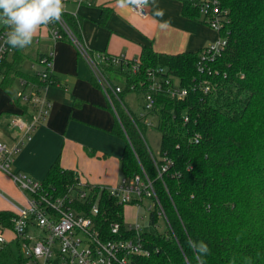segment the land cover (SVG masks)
Listing matches in <instances>:
<instances>
[{"label":"trees","instance_id":"16d2710c","mask_svg":"<svg viewBox=\"0 0 264 264\" xmlns=\"http://www.w3.org/2000/svg\"><path fill=\"white\" fill-rule=\"evenodd\" d=\"M182 2L184 15L200 19L192 0ZM225 3L228 44L213 60L200 63L202 49L169 53L144 44L137 72L125 64H102L109 78L110 72H117L125 79L119 97L113 95L118 115L111 129L126 142L122 173L131 177L147 172L167 219L166 232H142L150 254L139 256L138 264H185V260L196 264L189 239L207 244L205 264H264V0ZM63 17L82 40L80 18L65 11ZM47 52L41 51L38 60ZM24 59L22 49H15L2 62L4 87L16 75L41 83L38 74L21 71ZM157 66L166 67L190 90L185 98L157 92L154 108L142 116L125 98L129 92H146L147 69ZM148 114L158 118L162 132L160 158L153 155L143 133ZM163 157L173 161L166 170ZM75 172L58 158L42 181L64 192ZM98 193V220L105 235L115 221L125 230V204L100 186H95L90 204ZM14 216L13 210H0V227H11ZM158 217L156 210L151 212L153 223ZM134 234L130 230L124 235ZM15 260L12 248L0 251V264Z\"/></svg>","mask_w":264,"mask_h":264},{"label":"crops","instance_id":"0c3cea01","mask_svg":"<svg viewBox=\"0 0 264 264\" xmlns=\"http://www.w3.org/2000/svg\"><path fill=\"white\" fill-rule=\"evenodd\" d=\"M158 2L165 10L164 19L170 20L167 29H160L159 18L151 6L149 15L142 17L131 9L116 7V0L63 3L65 12L80 18L82 41L94 55H124L132 59L140 57L144 44L169 53L198 51L207 46L213 28L200 19L184 15L182 0ZM35 43L37 49H22L25 57L33 55L34 63H39L41 51L54 52L56 82L46 91L52 107L47 119L21 145L12 170L43 180L59 158L64 168L77 171L90 184L100 187L118 184L123 176L121 157L126 142L111 132L116 115L100 83L94 80L88 61L73 42L65 39L54 42L50 25L38 30ZM0 73L3 78V71ZM0 86L7 90L1 83ZM14 117L29 120L26 105L19 97L0 92V140L9 146L15 145L21 136L11 125ZM27 200V192L0 168V210H14L26 205Z\"/></svg>","mask_w":264,"mask_h":264},{"label":"built area","instance_id":"2783aa9c","mask_svg":"<svg viewBox=\"0 0 264 264\" xmlns=\"http://www.w3.org/2000/svg\"><path fill=\"white\" fill-rule=\"evenodd\" d=\"M192 1L199 9L200 20L220 34L216 41L202 48L200 61L202 63V60H213L227 47L225 24L228 6L225 0ZM134 12L142 17L149 15L148 8L142 12ZM7 30L4 27L0 31V45L3 44ZM50 33L54 42L70 39L76 44L80 54L88 61L114 113L118 115L113 95L119 97L123 85L113 82L102 69V64L114 63L116 66L125 64L130 66L133 72H137L141 66L139 58L129 59L124 55L110 56L104 53L94 55L68 25L63 15L58 23L50 24ZM14 51L15 49L6 47V50L0 53V66ZM53 55V50H49L38 60L44 66L37 73L41 83L21 78L24 90L19 99L27 107L29 120L21 117L12 118L11 125L21 134L18 142L9 146L0 140V168L7 171L14 182L28 194L27 204L13 210L15 216L12 226L0 227V251L6 247L12 248L16 260L9 264H138L139 256L150 254L142 236L145 230L138 223H126L123 230L122 224L115 221L111 223L109 234L105 235L98 220L101 194L98 193L90 204L95 185L85 181L77 171L75 180L67 184L64 192H59L56 187H46L42 180L34 179L22 171H13L11 168L21 145L32 137L36 128L50 114L52 102L46 91L56 82ZM146 85L147 91L143 93L144 110L139 112L142 116L154 108L157 92L166 90L173 97L185 98L190 90L181 86L179 80L172 77L163 66L147 69ZM209 90L210 86L206 85L205 91ZM154 117L157 119L156 123L154 119L146 118L148 125L157 126L158 118ZM188 117L186 115L185 120ZM163 159L165 163L162 170H166L173 161L168 157ZM106 188L122 204H141L145 198H152L156 203L157 214L166 219L154 181L146 171L131 177L123 175L118 184ZM130 230L134 231V236H125L124 234Z\"/></svg>","mask_w":264,"mask_h":264},{"label":"clouds","instance_id":"9594fccd","mask_svg":"<svg viewBox=\"0 0 264 264\" xmlns=\"http://www.w3.org/2000/svg\"><path fill=\"white\" fill-rule=\"evenodd\" d=\"M154 9L155 17L159 18L160 29L170 27V20L164 19L165 10L159 7L158 0H116V7L142 12L146 8ZM63 0H0V24L8 30L0 45V53L6 47L25 49L42 26L58 23L64 12ZM188 247L194 253L196 264H205L204 257L210 250L203 241L189 239ZM185 264H191L185 260Z\"/></svg>","mask_w":264,"mask_h":264},{"label":"rangeland","instance_id":"374dc122","mask_svg":"<svg viewBox=\"0 0 264 264\" xmlns=\"http://www.w3.org/2000/svg\"><path fill=\"white\" fill-rule=\"evenodd\" d=\"M80 1L81 0H63V2L69 5L75 4ZM4 27L5 26L3 24H0V30L3 29ZM210 32L211 33L208 41L209 43L216 41L219 38V34L217 31H215L214 29L213 30L210 29ZM27 48L37 49V44L35 43V37L33 39L32 44L29 45ZM32 56L33 55L30 53L28 56L25 57L22 63L21 71L25 74H30V75L35 74L36 70L43 69L44 67L42 64L38 62L34 63L32 60ZM109 76L113 82L119 83L121 85L125 84V79L122 74L117 72H110ZM1 80H2V73H0V82ZM23 90H24V86H22L21 84L20 75L15 76L14 80L9 85L7 90H5L3 87L0 86V92L6 93L7 96L12 95L16 98L20 96ZM125 99L135 113H139L144 110L145 97L143 94H139L137 92H129L126 95ZM151 119H154L155 123L157 122V119L154 116L148 114L147 120H151ZM143 133L153 155L156 158H160L161 157L160 150L162 144L161 130L156 125L153 126L148 125L144 128ZM155 210H156L155 201L152 198H145L141 204H135V203L125 204L124 218L127 224L138 223L141 226V228L145 231L158 230L160 233H164L167 231L168 228L165 217L159 216L156 224L151 221V212Z\"/></svg>","mask_w":264,"mask_h":264}]
</instances>
